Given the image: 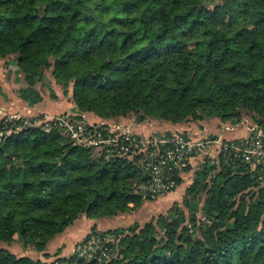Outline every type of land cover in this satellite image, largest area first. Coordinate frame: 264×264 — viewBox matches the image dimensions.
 I'll use <instances>...</instances> for the list:
<instances>
[{
  "label": "trees",
  "instance_id": "trees-1",
  "mask_svg": "<svg viewBox=\"0 0 264 264\" xmlns=\"http://www.w3.org/2000/svg\"><path fill=\"white\" fill-rule=\"evenodd\" d=\"M11 57L24 75L18 96L30 106L43 101L38 86L52 69L80 114L219 126L249 116L264 128V0H0V59ZM44 118L13 120L0 141V243L18 237L48 256L78 218L129 214L145 200L88 192L89 168L77 159L87 149L63 128L38 125ZM100 157L110 164L95 169L97 178L116 179L125 157ZM247 167L245 187L262 191V166ZM78 257L57 261L82 264ZM0 264L47 263L0 246Z\"/></svg>",
  "mask_w": 264,
  "mask_h": 264
},
{
  "label": "clouds",
  "instance_id": "clouds-1",
  "mask_svg": "<svg viewBox=\"0 0 264 264\" xmlns=\"http://www.w3.org/2000/svg\"><path fill=\"white\" fill-rule=\"evenodd\" d=\"M237 2L243 5V0ZM249 15L255 19L252 12ZM240 19L247 24V17ZM246 96L239 90L240 99ZM85 148L77 159L89 168L84 173L88 192L100 193L101 201L113 191L118 201L121 193L133 192L153 203L147 220L132 224L131 231L129 221H116L111 231L109 226L94 230L87 243L76 248L82 264H264V179L262 191L253 188L252 196L245 187L248 181L241 178L251 171L247 152L235 158L225 153L219 159L211 153L202 159L200 153L192 166L183 148L164 155L139 146L131 153L127 148L119 153L106 150L107 157H125L113 179L97 178L95 169L110 164L100 157L99 146L92 148L89 140ZM137 151L142 153L139 157ZM256 151L259 163L264 153ZM258 172L264 178V168ZM173 191V196L161 199Z\"/></svg>",
  "mask_w": 264,
  "mask_h": 264
},
{
  "label": "built area",
  "instance_id": "built-area-1",
  "mask_svg": "<svg viewBox=\"0 0 264 264\" xmlns=\"http://www.w3.org/2000/svg\"><path fill=\"white\" fill-rule=\"evenodd\" d=\"M0 113L3 112L0 111ZM78 115L80 117H77L76 114L46 117L40 120L38 125H43L49 129L63 128L75 143L83 147H85V141L90 140L91 147L96 148L99 146L100 153H104L106 156V150L119 153L127 148L129 153H131L133 148L137 146L149 152L158 150L160 155H164L166 152H174L178 148H183L188 155L189 163L194 166L196 157L200 153H204V156L201 157L202 159H207L208 153L218 158L222 154L224 156L225 153L236 157L243 156L247 152L248 159L251 161L250 165L253 168H257L258 166L264 168V160H261L259 163L256 162L258 156L256 150L259 149L260 153H264V128L259 123L249 120L248 117L238 123L223 124L219 126V130L216 133L205 130L196 137H189L178 132L171 133L169 136L161 134L162 137H157L154 134L145 135L136 132L134 130V121L101 120L90 122L85 113ZM18 117L3 113L0 121V141L7 134L8 128L10 127L9 124L13 120L19 119ZM147 122L151 124L150 120ZM97 142L99 143L97 144ZM144 142H147L146 145ZM129 145L132 147H129ZM189 149H191L190 153L188 152ZM141 154L140 151H137V156ZM116 157L123 156L117 155ZM148 200L151 199L148 198ZM90 234L84 238V241L74 247L72 254H78L76 251L77 246H83L87 243L90 239Z\"/></svg>",
  "mask_w": 264,
  "mask_h": 264
},
{
  "label": "rangeland",
  "instance_id": "rangeland-1",
  "mask_svg": "<svg viewBox=\"0 0 264 264\" xmlns=\"http://www.w3.org/2000/svg\"><path fill=\"white\" fill-rule=\"evenodd\" d=\"M23 83H24V75L22 72H20L16 59L12 57L7 58V59H0V111L6 114L19 116L17 114L11 113L2 105L4 104L5 100H8L9 96L14 97V96L19 95V89L22 87ZM38 88L42 96L44 97L42 110H48V112L43 113V114H38L36 116L37 118L42 115L45 117H52L56 115L58 116V115H67V114H76L77 117H80L78 115L80 113H78V111L74 109L76 108V106L74 105L75 107H73L74 101L72 98V94L70 93V91L67 93L64 88H62L60 85H58L55 82L52 76V69L45 71V77L43 81L39 84ZM52 92L57 97H54L52 95ZM59 110L62 112H60ZM3 113H0V121L3 117ZM91 114L92 113H86L87 119L90 122H96V121H101V120H113V119H102V118L96 117L95 119L96 121H93L91 119L92 118ZM18 118L19 119L24 118L25 120H28V118H31V117L19 116ZM248 119L252 121V119L250 118ZM123 120L125 121L126 119H123ZM150 121H151V124H153L152 120ZM155 122H156L157 127L161 126V123H159L160 121H155ZM134 123L136 124V121H134ZM147 123L148 122H145L143 124H147ZM138 124H141V123H138ZM206 126H210V127L212 126V128L214 127L213 129L214 133L218 132L219 130L218 122H211V123L205 124L204 127ZM204 127L202 129H204ZM173 195H174V192H171L170 194H166V196L162 197L161 199H166L167 197H170ZM143 199L145 200V202L140 209L133 211L129 214H124L122 216H115V217L109 218L108 222L111 225H113L116 221H129L130 223L128 225H131L134 222H139L141 220H147V214L151 213L152 208L150 205L153 202L145 198ZM64 233L65 234L63 235L57 236L58 237L57 239H55L56 238L55 237L54 238L55 241L49 244V249H48L49 257L41 253H38L32 250L31 248H25L23 245V242L20 241L18 237H16V241H14L13 243L11 244L0 243V246L8 248L11 252L17 254L18 256L26 255V256L33 257L34 259L42 258L41 260L46 262L47 264H58L57 260L59 258L72 255L74 247L78 243L84 240V239L81 240L80 236H78L80 233H82V230H79L76 227L73 229H68ZM90 233H92V231H90L88 234Z\"/></svg>",
  "mask_w": 264,
  "mask_h": 264
},
{
  "label": "crops",
  "instance_id": "crops-1",
  "mask_svg": "<svg viewBox=\"0 0 264 264\" xmlns=\"http://www.w3.org/2000/svg\"><path fill=\"white\" fill-rule=\"evenodd\" d=\"M74 105L75 104L73 102V107L76 106V105L75 106ZM2 106H4L11 113L17 114L19 116H24V117H36L38 114H43V113L48 112V110H42L43 109V101L40 102L39 104L35 105V106H30L28 103L23 101L18 96H14V97L9 96L8 100H5L4 104ZM74 109L76 110V108H74ZM63 110H65V109H63ZM60 112H62V111H60ZM91 116H92L91 119L93 121H96L95 120L96 116L92 115V114H91ZM159 123H161L160 127L156 126L155 121H153V124H150V123L138 124V123H136L134 126V130L138 133L145 134V135H153L156 133H161V134L165 135V134H171V133L178 132V133H184L190 137H196V136L200 135L201 133H203L205 130H209V131L213 132V129H214V127L212 128V126L211 127L210 126L204 127V125H202L200 123H194L192 121L182 122V123H177V124H173L170 122H159ZM203 127H204V129H202ZM237 135L239 136V134H237ZM118 216H122V215H118ZM108 219L109 218L92 220V219L86 218L85 216H82V217L78 218L73 225L68 227V229H73L76 227L79 230H82V233H80L78 235V236H80V239L82 240L87 236V234L92 230L93 227H97V229H99L100 227H103V226H109V229H111V224L108 222ZM63 234H65V233H63ZM63 234H61V235H63ZM57 238L58 237H56L55 239H57ZM55 239L52 241V243L55 241ZM47 252L49 253V250H47Z\"/></svg>",
  "mask_w": 264,
  "mask_h": 264
},
{
  "label": "water",
  "instance_id": "water-1",
  "mask_svg": "<svg viewBox=\"0 0 264 264\" xmlns=\"http://www.w3.org/2000/svg\"><path fill=\"white\" fill-rule=\"evenodd\" d=\"M11 132H8V134H10Z\"/></svg>",
  "mask_w": 264,
  "mask_h": 264
}]
</instances>
